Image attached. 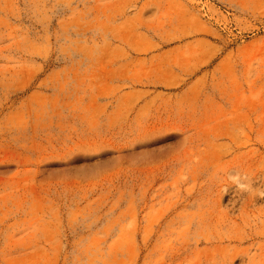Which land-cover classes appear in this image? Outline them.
<instances>
[{
    "label": "rangeland",
    "instance_id": "rangeland-1",
    "mask_svg": "<svg viewBox=\"0 0 264 264\" xmlns=\"http://www.w3.org/2000/svg\"><path fill=\"white\" fill-rule=\"evenodd\" d=\"M0 264H264V0H0Z\"/></svg>",
    "mask_w": 264,
    "mask_h": 264
}]
</instances>
